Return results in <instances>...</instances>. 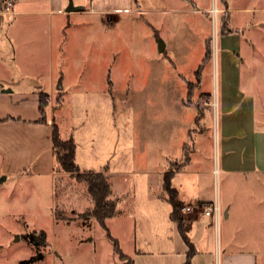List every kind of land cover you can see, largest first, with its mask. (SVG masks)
I'll use <instances>...</instances> for the list:
<instances>
[{"label":"rangeland","instance_id":"rangeland-1","mask_svg":"<svg viewBox=\"0 0 264 264\" xmlns=\"http://www.w3.org/2000/svg\"><path fill=\"white\" fill-rule=\"evenodd\" d=\"M208 2V37L202 44V62L191 76L184 73L199 62L200 51L194 48L191 24L175 25L182 12L163 14L159 20L163 26L158 29L141 12L83 13L73 20L75 30L68 37L60 29L51 31L48 16L38 17L43 24L38 29L22 25V20L37 17L13 14L18 7L0 15V92L8 99H0V112L24 113L17 96L32 100L41 89H50L52 68L57 73L74 72L55 77L68 89L62 114L77 130L78 168L80 172L110 168L126 173L112 175L118 193H125L118 215L108 219L106 227L130 258L135 247L152 251L161 244L163 228L152 215L155 202L151 196L161 191L156 173L166 170L164 159L178 155L170 170L181 166V132L190 118L184 105L196 109L193 131L207 132L196 135V162L202 164L201 169L213 163L217 170L215 127L220 94L216 74L223 35L247 33L245 42L252 56L243 62L242 82L256 98L258 117H264V0H201L200 9ZM90 7L88 3L83 10ZM245 8L241 28L233 29V16ZM205 72L210 75L209 84H204ZM88 89L102 92L101 97L91 99ZM63 97L62 91L55 94L56 111L63 106ZM87 117L91 119L83 127ZM187 145L194 148L193 135ZM60 170L56 169L59 174L55 176L32 169L4 173L0 160V264H23L37 254L44 258L26 264H130L116 252L98 221L81 217L93 206L86 185ZM202 179L218 197L223 185L220 174L206 173ZM162 195L169 197L168 192ZM41 230L47 233L48 244L37 248L26 236Z\"/></svg>","mask_w":264,"mask_h":264},{"label":"crops","instance_id":"crops-1","mask_svg":"<svg viewBox=\"0 0 264 264\" xmlns=\"http://www.w3.org/2000/svg\"><path fill=\"white\" fill-rule=\"evenodd\" d=\"M73 1L74 6H81L79 11H67L70 0H0V15L10 12L5 7L8 2H12L11 8L18 7L13 14L21 17H37L36 20H32L35 18L22 20V25L29 23V26L40 29L43 24L38 17L48 16V27L51 31L60 29L68 37L70 30H75L73 20L83 13L102 15V13L112 12L131 15L141 12L143 15L147 14L152 19V23L149 24L158 29V26H163V23L159 21L163 14L182 12L184 15L178 19L182 23L176 21L175 25L187 24V21L191 24L192 29L189 32L195 38L194 48L200 51V60L187 73L180 68L178 70L186 76H191L202 62V44L208 37L209 24L205 14L210 9L209 2L206 5L203 4V9H200L201 0ZM88 3L91 6L90 10H83ZM247 10L248 8L242 9L240 14L233 16L231 21L233 29L241 28L240 22L246 19L244 14ZM200 12L203 14L199 15ZM176 17L175 15V19ZM91 23L93 26L96 25L94 20ZM246 35L247 33L234 32L221 37L220 69L218 68L220 99L215 135L216 166L221 179L223 178V185L218 197L207 190L208 186L202 179L204 174L212 175L215 172L213 163L208 164V169H201L202 164L196 162L198 154L196 135L207 132L206 130L198 133L193 131L196 123V109L184 105L183 98L186 93L181 98L185 110H190L188 113L190 118L183 125L178 154L184 156V145L188 143L191 135H193L195 146L189 163L180 169H175L171 186L177 191V199L182 206L181 214L185 218L184 232L194 249L191 264H260V261L264 260V117H258L256 98L252 90L242 82L243 62L252 56L245 42ZM262 57L264 58V55ZM73 73L71 70L68 72L61 70L57 73V70L52 68L50 89L45 87L39 91L49 93L52 98L46 123H38L41 119L39 92L32 100H23L17 96L16 102L22 104L19 107L26 108L23 109L24 113L21 111L12 115L7 111L0 112L2 172L22 174L32 169L38 174L51 176L59 174L56 171L57 164L53 155L54 123L58 125L63 139L71 138L75 141L76 163L80 166L79 142L75 133L77 130L62 114L68 89L60 86L58 77H55L56 74L72 75ZM209 76L208 72L204 73V84L207 82L209 84ZM183 90L186 88L183 87ZM61 91L64 93L63 106L56 111L53 101L55 94ZM87 93L91 99L100 98L102 95V92L100 95L94 90L92 92L91 89H88ZM0 99L5 102L8 100L2 92H0ZM90 119L87 117L82 126L84 127ZM178 158V155L169 154L164 159L167 165L166 170L156 173L159 175L158 183L161 191L151 196V200L155 202L152 215L157 220V226L161 225L163 228L161 244L152 251H139L135 247L131 257L133 264H186L187 262L190 246L184 239L179 223L171 219L172 205L168 197L162 195V192H166L165 174L171 169V162ZM84 172H106L114 195L118 198L117 210H119L120 204L124 201L125 192L118 193L119 190L114 186L112 175H126V173L113 172L110 168L107 171L86 170ZM215 201L220 204L222 210V219L218 228L214 226L212 218L205 215L201 208V205ZM164 205H167L165 211Z\"/></svg>","mask_w":264,"mask_h":264},{"label":"trees","instance_id":"trees-1","mask_svg":"<svg viewBox=\"0 0 264 264\" xmlns=\"http://www.w3.org/2000/svg\"><path fill=\"white\" fill-rule=\"evenodd\" d=\"M199 74V71L197 72ZM39 110L41 113V119L38 123H46L47 112L50 107V94L47 92H39ZM52 142H53V155L57 164V168H60L61 172H64L70 176V178L75 179L78 182H83L86 187L88 194L92 200L93 206L86 212L82 214L81 217L89 220L98 221L107 231L109 239L115 246L116 252L124 259L129 260L130 264H133L132 258L126 256L118 242L110 234L106 227V222L108 219L114 218L118 214L117 203L118 198L114 195L112 185L106 172H80L78 165L76 163V143L73 139H63L60 135L59 127L56 123L53 124L52 131ZM193 149H189L187 143L184 145V156L180 167L185 166L189 163L191 159V153ZM175 170H170L165 174V190L168 192V200L172 205L171 219L179 223L180 229L184 235V239L190 246V251L188 253V258L186 264H191V258L194 254V249L192 244L189 242L185 232V218L181 214V204L177 199V191L171 186V179L173 177ZM59 219V217H58ZM31 243H33L37 248L41 246H46L47 233L41 230L39 234H28L26 236ZM44 256L42 254H37L29 260H25L22 263L35 262L37 260H42Z\"/></svg>","mask_w":264,"mask_h":264},{"label":"built area","instance_id":"built-area-1","mask_svg":"<svg viewBox=\"0 0 264 264\" xmlns=\"http://www.w3.org/2000/svg\"><path fill=\"white\" fill-rule=\"evenodd\" d=\"M12 2H8L6 4V10H10V8L12 7ZM216 12L217 14V9L213 10ZM217 89H219V71L217 69ZM215 172H218V170H215ZM201 208L204 212L205 215L209 216L212 218V221H213V224L216 228H218L220 226V222H221V219H222V210H221V207H220V204L215 201L213 203H208V204H203L201 205Z\"/></svg>","mask_w":264,"mask_h":264},{"label":"water","instance_id":"water-1","mask_svg":"<svg viewBox=\"0 0 264 264\" xmlns=\"http://www.w3.org/2000/svg\"><path fill=\"white\" fill-rule=\"evenodd\" d=\"M80 9H81V6H74V2L70 0V3L67 7L68 12L79 11ZM163 49H164V43H161L160 51H162ZM3 92H8V91L3 90Z\"/></svg>","mask_w":264,"mask_h":264},{"label":"bare ground","instance_id":"bare-ground-1","mask_svg":"<svg viewBox=\"0 0 264 264\" xmlns=\"http://www.w3.org/2000/svg\"><path fill=\"white\" fill-rule=\"evenodd\" d=\"M216 10V9H215Z\"/></svg>","mask_w":264,"mask_h":264}]
</instances>
